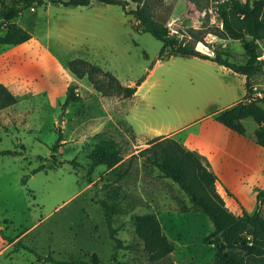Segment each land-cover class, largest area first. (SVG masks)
<instances>
[{"label":"rangeland","instance_id":"rangeland-1","mask_svg":"<svg viewBox=\"0 0 264 264\" xmlns=\"http://www.w3.org/2000/svg\"><path fill=\"white\" fill-rule=\"evenodd\" d=\"M128 1L127 9H134L135 3ZM225 2L142 0L140 7L167 25L169 35L178 42L209 55L227 48L241 62V41L223 33L219 8ZM260 14L264 17V9ZM15 21L31 38L17 45H0V79L17 95L15 104L0 109V220H8L0 227L38 254L89 259L95 252L102 264H113L114 242L96 201L103 198L116 204L113 225L124 244L117 264L212 262L213 247L205 241L211 222L190 207L174 181L145 161L146 152L139 151L154 135L186 127L212 108L205 87L215 77L229 81L236 93L244 90L242 81L194 56L157 58L161 41L149 32H137L134 16L117 4L93 0L88 5L63 6L44 0L22 10ZM258 46L257 85L264 78V39ZM76 56L110 70L122 84L134 85L144 78L130 98L102 95L85 77L77 79L68 72L65 61ZM71 83L76 84L80 99L62 105ZM187 127L179 134L182 139L189 130L198 131L199 123ZM58 130L63 143L52 158L50 147ZM102 138L119 144L122 159L113 167L100 164L87 173L90 150ZM5 149L17 153L4 154ZM227 158L224 155L222 165ZM41 163L44 167L32 173ZM225 183L239 188L244 211L258 210L264 216V154H259L252 169L235 165ZM146 212L157 215L174 245L168 255L155 261L136 236L131 218ZM0 264L51 263L23 248L13 250V244L0 236Z\"/></svg>","mask_w":264,"mask_h":264},{"label":"trees","instance_id":"trees-1","mask_svg":"<svg viewBox=\"0 0 264 264\" xmlns=\"http://www.w3.org/2000/svg\"><path fill=\"white\" fill-rule=\"evenodd\" d=\"M44 0H21L20 3L6 4L0 0V45H17L31 38L29 31L23 29L15 21L22 10L40 5ZM49 3L63 6L88 5L93 0H48ZM108 4L121 6L125 14H132L135 18L133 25L137 32H149L161 41L157 58L171 55L198 56L222 64L232 71L245 75V95L232 105L214 114V118L228 128L243 134L244 127L241 119L251 116L256 122L264 121V86L258 85L261 95L253 89V75L261 65L258 52V41L264 39V9L262 0H226L219 8L223 33L229 39L241 41L244 59L239 62L233 59L227 48L213 51V55L202 53L193 46L178 42L169 35L167 25L156 22L143 12L142 0H131L135 3L134 9H127L128 0H95ZM4 30L3 33L1 31ZM66 69L77 79L86 78L93 89L102 95H117L123 98L131 97L144 77L136 80L134 85L122 84L117 76L110 70H104L99 64L76 56L65 61ZM76 84L68 85L62 105L80 99L76 91ZM17 102V95L0 81V109ZM63 133L57 131V139L51 145V156L62 145ZM148 146L139 152H146L145 161L154 165L163 177L170 178L187 196L190 207L202 212L211 222L212 228L205 241L212 244L213 260L208 264H264V216L258 211L252 213L241 211L240 214L232 212L221 195L216 190V176L201 161L194 150L185 146L172 136L157 135L149 139ZM262 144L264 146V133ZM4 154L17 153L16 150L5 149ZM87 173H91L100 164L107 167L115 166L121 159L119 144L111 138H102L92 146L89 153ZM60 164L62 161H58ZM76 166V162L71 160ZM44 167L41 163L31 172ZM27 176L23 178L26 181ZM90 182L91 180L87 178ZM261 192L258 193L260 200ZM103 211L109 237L113 240V250L110 260L117 264L118 250L124 247L118 237V228L113 225L116 204L106 199L96 200ZM134 221V231L143 243L144 250L153 261L168 255L173 249V243L163 232L160 221L154 212L137 213L131 217ZM7 219L0 220L7 223ZM0 236L13 244V250L23 248L36 254L38 260L51 264H102L97 253L93 252L89 259L68 258L57 259L51 252L38 254L33 248L27 246L22 240L5 233L0 227Z\"/></svg>","mask_w":264,"mask_h":264},{"label":"crops","instance_id":"crops-1","mask_svg":"<svg viewBox=\"0 0 264 264\" xmlns=\"http://www.w3.org/2000/svg\"><path fill=\"white\" fill-rule=\"evenodd\" d=\"M194 57L200 58L198 56ZM232 58L234 59V56ZM201 59L216 65L223 71V73L240 79L244 84L245 75L234 72L230 68L218 64L215 61L204 58ZM254 79L255 77L253 75V86H264V78L258 85L254 82ZM218 80L219 79L215 77L213 83H208L205 87V89H207L206 99L209 103H214L213 107H209L207 112L188 123L189 125L192 123H199L198 131L189 130L182 139L179 134L188 128V124H186V127H179L158 135L172 136L178 139L185 148L194 150L206 167L215 174L216 190L223 198L225 205L227 207L229 206L228 208L232 212L238 213L239 211L240 213L243 210L241 207V205H243V198L240 190L236 185H226L225 179H227L228 172L232 170L235 165H241L247 170L252 169V166L255 165L258 160L259 154H264V146L262 144L264 121L258 123L251 116L243 117L241 119V123L244 127L243 134L230 129L217 121L213 117L214 114L232 105L238 100L243 99L245 95V88L243 91H238V93H236V89H234L233 86L231 87L229 81L223 82ZM0 81L10 88L6 80L0 79ZM250 118L253 123L249 122ZM129 125L133 129L131 124ZM224 155L228 156V158L226 159L227 163L222 165Z\"/></svg>","mask_w":264,"mask_h":264},{"label":"built area","instance_id":"built-area-1","mask_svg":"<svg viewBox=\"0 0 264 264\" xmlns=\"http://www.w3.org/2000/svg\"><path fill=\"white\" fill-rule=\"evenodd\" d=\"M253 89H254V90H256V87H255V86H253ZM256 94H257V95H261V93H260V91H259V90H256Z\"/></svg>","mask_w":264,"mask_h":264}]
</instances>
